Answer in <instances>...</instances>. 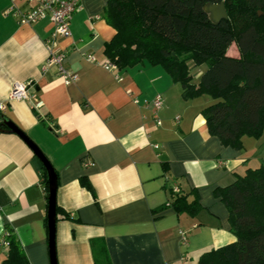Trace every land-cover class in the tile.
<instances>
[{
  "label": "crops",
  "instance_id": "obj_1",
  "mask_svg": "<svg viewBox=\"0 0 264 264\" xmlns=\"http://www.w3.org/2000/svg\"><path fill=\"white\" fill-rule=\"evenodd\" d=\"M107 1L80 0L72 34L63 37L48 17L22 23L9 11L26 10L33 5L27 0H0V102L6 103L0 113L55 169L56 203L67 215L55 225L58 264H195L209 249L234 241L228 209L215 192L264 161V134L243 136L240 149L224 145L207 130L208 94L184 98L180 83L147 61L104 69L106 41L115 32L103 16ZM53 37L64 65L78 75L69 85L47 63L46 40ZM226 50L240 56L235 42ZM203 68L193 72L194 82ZM16 81L28 83L41 104L8 99ZM157 95L160 125L143 103ZM43 173L25 140L0 130V240L9 227L30 264L50 259ZM171 186L188 202L197 199V213L166 204ZM7 249L0 242V263Z\"/></svg>",
  "mask_w": 264,
  "mask_h": 264
},
{
  "label": "trees",
  "instance_id": "obj_2",
  "mask_svg": "<svg viewBox=\"0 0 264 264\" xmlns=\"http://www.w3.org/2000/svg\"><path fill=\"white\" fill-rule=\"evenodd\" d=\"M222 1L228 17L214 23L203 6ZM106 4L103 16L115 32L104 52L118 68L146 61L161 65L180 83L184 98L208 94L212 101L202 109L207 130L224 145L240 149L243 136L264 134V0H108ZM232 42L240 50L238 58L227 55ZM200 66L204 68L194 82L193 72ZM43 175L47 187L45 169ZM215 195L228 209L235 239L204 252L196 264H264V161ZM170 197L166 204L178 213L193 215L199 210L197 199L188 202L180 189L175 192L171 186ZM61 213L57 203V219ZM3 231L8 249L0 264H30L14 232L9 227Z\"/></svg>",
  "mask_w": 264,
  "mask_h": 264
},
{
  "label": "built area",
  "instance_id": "obj_3",
  "mask_svg": "<svg viewBox=\"0 0 264 264\" xmlns=\"http://www.w3.org/2000/svg\"><path fill=\"white\" fill-rule=\"evenodd\" d=\"M29 3H32V6L26 8V10H22L19 8H11V11L17 19L22 23L33 22L41 17H48L54 25L55 34L61 35L63 37L71 36L72 32L70 31V21L71 16L74 12H76L80 8V0H27ZM46 45L48 46V57L47 63H51L56 65L57 71L62 82L66 85L69 83H73L78 80V75L69 70L64 65V56L65 52L62 51L57 43L56 39L48 38L46 40ZM86 57L91 62H97L96 57L92 54H87ZM101 66L104 69H115L116 64L107 59L106 61L101 62ZM28 83H23L16 81L12 84V89L8 95V99L17 100L23 99L31 101L35 106H39L41 104L40 101H35L32 97V94L28 92ZM137 100V99H135ZM144 105L152 106V116L157 125L161 124V119L158 116V111L162 107V96L157 95L152 99L144 100ZM6 107V103L0 102V111H3ZM158 146V145H154ZM175 192L178 191V188H174ZM187 232H180L181 240L183 244L187 243ZM0 242L4 245H8L7 242L1 238ZM182 262L185 263V258L182 257Z\"/></svg>",
  "mask_w": 264,
  "mask_h": 264
},
{
  "label": "water",
  "instance_id": "obj_4",
  "mask_svg": "<svg viewBox=\"0 0 264 264\" xmlns=\"http://www.w3.org/2000/svg\"><path fill=\"white\" fill-rule=\"evenodd\" d=\"M204 12H207L209 15V18L214 23H218L219 21L226 19L228 17V13L225 8L224 2H209L206 3L203 6ZM1 124H0V130L2 131H11L16 133L18 136H20L22 139L26 141V143L29 145V147L36 153L38 158L41 161V164H43L46 177H47V229H48V255L50 256L49 264H58L57 263V255H56V242H55V236H56V229L55 225L57 222V216H56V195H57V176L55 169L53 165L50 163L49 159L45 154L37 147V145L31 141L30 138L26 136V134L22 131V129L19 126H16L7 116L1 115ZM3 126H6L5 129L2 128Z\"/></svg>",
  "mask_w": 264,
  "mask_h": 264
},
{
  "label": "rangeland",
  "instance_id": "obj_5",
  "mask_svg": "<svg viewBox=\"0 0 264 264\" xmlns=\"http://www.w3.org/2000/svg\"><path fill=\"white\" fill-rule=\"evenodd\" d=\"M261 14H262V11L259 12V15H261ZM196 263H197V262H196ZM196 263H195V264H196ZM190 264H192V263H190Z\"/></svg>",
  "mask_w": 264,
  "mask_h": 264
}]
</instances>
